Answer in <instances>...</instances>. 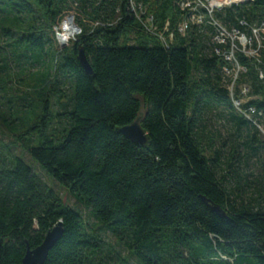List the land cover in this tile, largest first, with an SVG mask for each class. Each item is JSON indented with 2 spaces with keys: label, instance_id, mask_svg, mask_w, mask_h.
I'll use <instances>...</instances> for the list:
<instances>
[{
  "label": "trees",
  "instance_id": "obj_1",
  "mask_svg": "<svg viewBox=\"0 0 264 264\" xmlns=\"http://www.w3.org/2000/svg\"><path fill=\"white\" fill-rule=\"evenodd\" d=\"M131 1L147 8L164 41L143 31ZM182 6L183 0H0V134L13 141L12 147L0 138V264H21L59 222L61 238L44 264H264V184L246 201L241 181L233 189L226 183L244 160L243 147L254 156L264 151V42L255 57L235 54L241 72L231 99L223 72L230 65L215 53L212 27L180 33ZM214 18L250 35L264 23V0L231 5ZM66 21L80 34L61 49L55 28ZM79 50L92 75L81 67ZM11 64L23 67L11 74ZM245 98L237 109L233 100ZM209 107L228 112V153L220 135L204 130ZM137 119L144 146L119 133Z\"/></svg>",
  "mask_w": 264,
  "mask_h": 264
},
{
  "label": "rangeland",
  "instance_id": "obj_2",
  "mask_svg": "<svg viewBox=\"0 0 264 264\" xmlns=\"http://www.w3.org/2000/svg\"><path fill=\"white\" fill-rule=\"evenodd\" d=\"M231 0H211V2L209 4H213L214 2H219V4H224L227 2H230ZM236 1V0H234ZM233 5V4H232ZM69 31L70 30H67ZM63 27V39L61 38V41H59V39L57 38V43L59 48L63 49L66 47H69L72 42L75 40V38L77 37L72 36L74 34V32H70L67 33ZM60 33V32H58ZM70 38V39H69ZM69 39V40H68ZM67 40V41H66ZM0 52L2 51L1 49L3 47H5V40H1L0 39ZM63 41V42H62ZM1 64V63H0ZM23 66H17L15 64H11L10 66V73L11 74H16L17 72L20 71V69ZM35 71V70H33ZM232 73V74H231ZM231 73H224L226 80H231L228 90L230 93V97L231 99L234 97V88H235V84L237 82V80L239 79V73L236 74L234 72ZM247 88L246 86H241V88ZM252 99V98H251ZM250 100V98H249ZM237 100H233V103L235 105V102ZM247 100V98L245 99H241L240 102L241 103H245ZM227 115L228 112L227 110H225L224 108H214V107H209L206 110V115L204 118V122H203V126H204V130L210 132L212 135H220V141L224 140L225 143V149H226V153L229 152V145L231 142H233L234 138H231L230 133V127L226 121L227 119ZM258 129L260 131V139L262 141H264V122L261 121L260 125L258 126ZM0 138L6 143L9 144L13 147L12 144V139L8 137V135L6 133H4L3 135L0 134ZM13 151L20 155L22 158H24L27 162H29L32 166V168L34 169V171L38 174L39 177H41V179L47 183L49 186L53 187V189L60 195V197L62 198L63 202L65 204H67L68 206H71L72 208L76 209L77 211H79L83 218H85V211L77 206L74 202V200L71 198V196L68 194V192L61 188L60 186H58L55 182L49 180L47 178V176L43 173V171H41L39 169V167H37L35 164L31 163L29 156L27 155V153L22 152L21 148L19 147H15L13 148ZM242 155L245 154V156H242L244 158V160L242 161L241 164H239L237 167H234L232 172L233 174L230 175L231 178L227 179L226 183H227V187H230L233 189V187H235V183L238 181H241V185L244 188V193H245V199L246 201H248L250 198H255L257 195H259L261 189H262V185L264 184V151L259 153L257 156L252 155L251 152L246 151V149L243 147L242 151H241ZM86 220V219H85ZM88 223L91 225L92 222L91 220L88 221ZM92 227V226H91ZM97 232L103 237V239L105 241H109L111 244H115L114 238L107 232H105L103 229H98ZM119 251L121 252V254L125 257H127V253L125 250L119 248ZM131 262L133 264H135V262L133 260H131Z\"/></svg>",
  "mask_w": 264,
  "mask_h": 264
},
{
  "label": "built area",
  "instance_id": "obj_3",
  "mask_svg": "<svg viewBox=\"0 0 264 264\" xmlns=\"http://www.w3.org/2000/svg\"><path fill=\"white\" fill-rule=\"evenodd\" d=\"M210 2L211 0H183L181 12L186 15V18L182 22V29L180 33H185L191 25H207L212 27V42L214 45L218 46L215 50V53L221 55L230 65V67L225 66L223 72L226 74L231 72L238 74L241 72V68L236 61L235 54L242 53L245 56H257V52L261 48V42H264V23L252 26L250 28V35H245L233 28L228 29L226 26L215 20L214 13L229 7L232 4L238 5L244 2H250V0L230 1L224 4L222 3L221 5H214L215 2L211 5L209 4ZM128 3H134V5H137L138 8H141V17L136 19L140 26L144 29L143 31L164 41L162 34L154 32L155 26L153 17L148 13L147 8L139 3ZM66 23H70V26H72L74 30V34L72 36H77L80 34L79 28H77L71 21H66L63 22L59 27L55 28V36L59 39V41H61V37L63 36V25ZM241 24L245 25L244 23ZM254 44H256V49L253 48ZM247 93L248 88H241V95H246ZM242 104L243 103L240 101H236L235 107L240 109ZM249 111L251 114L255 112L253 108L249 109Z\"/></svg>",
  "mask_w": 264,
  "mask_h": 264
},
{
  "label": "water",
  "instance_id": "obj_4",
  "mask_svg": "<svg viewBox=\"0 0 264 264\" xmlns=\"http://www.w3.org/2000/svg\"><path fill=\"white\" fill-rule=\"evenodd\" d=\"M78 61L87 75H92V70L86 60L83 50L78 52ZM119 133L128 141L135 145L144 146L147 143V136L144 130L141 128L139 119L129 126L123 127L119 130ZM203 202L209 206V208L220 214V210L203 199ZM221 215V214H220ZM62 235V224L59 222L54 228H52L45 236L42 244L34 250L27 249L21 264H44L49 251L57 243Z\"/></svg>",
  "mask_w": 264,
  "mask_h": 264
},
{
  "label": "bare ground",
  "instance_id": "obj_5",
  "mask_svg": "<svg viewBox=\"0 0 264 264\" xmlns=\"http://www.w3.org/2000/svg\"><path fill=\"white\" fill-rule=\"evenodd\" d=\"M233 1H234V0H231V2H233ZM131 2H133V1H131ZM214 5H221V4H219V2H215ZM130 6H131V10H132V12H133L138 18H140V17H141V8H138V6H137V5H134V3H130ZM132 12H131V13H132ZM64 29H65V31H66V29H67V30H70V32H73V31H74L72 28H70V27H68V26H65ZM181 29H182V24L179 26V32H181ZM66 32L70 34L69 31H66ZM61 38L63 39V36H62ZM64 39H66V38H64ZM64 39H63V40H64Z\"/></svg>",
  "mask_w": 264,
  "mask_h": 264
}]
</instances>
